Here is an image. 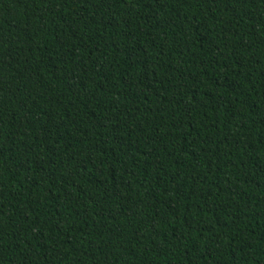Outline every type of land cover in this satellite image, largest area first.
Masks as SVG:
<instances>
[{
	"label": "trees",
	"instance_id": "trees-1",
	"mask_svg": "<svg viewBox=\"0 0 264 264\" xmlns=\"http://www.w3.org/2000/svg\"><path fill=\"white\" fill-rule=\"evenodd\" d=\"M0 264H264V0H0Z\"/></svg>",
	"mask_w": 264,
	"mask_h": 264
}]
</instances>
